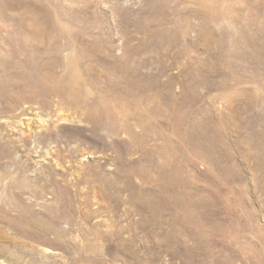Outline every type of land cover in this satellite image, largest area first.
<instances>
[{"label": "rangeland", "instance_id": "rangeland-1", "mask_svg": "<svg viewBox=\"0 0 264 264\" xmlns=\"http://www.w3.org/2000/svg\"><path fill=\"white\" fill-rule=\"evenodd\" d=\"M0 264H264V0H0Z\"/></svg>", "mask_w": 264, "mask_h": 264}]
</instances>
